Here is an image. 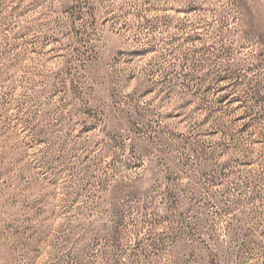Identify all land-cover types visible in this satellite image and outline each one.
I'll use <instances>...</instances> for the list:
<instances>
[{"label":"rangeland","instance_id":"1","mask_svg":"<svg viewBox=\"0 0 264 264\" xmlns=\"http://www.w3.org/2000/svg\"><path fill=\"white\" fill-rule=\"evenodd\" d=\"M0 264H264V0H0Z\"/></svg>","mask_w":264,"mask_h":264}]
</instances>
